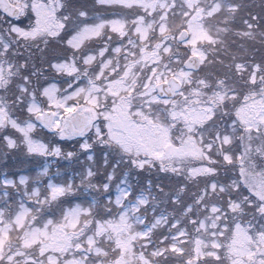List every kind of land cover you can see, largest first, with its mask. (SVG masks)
<instances>
[{
	"label": "snow or ice",
	"instance_id": "1",
	"mask_svg": "<svg viewBox=\"0 0 264 264\" xmlns=\"http://www.w3.org/2000/svg\"><path fill=\"white\" fill-rule=\"evenodd\" d=\"M0 264H264V0H0Z\"/></svg>",
	"mask_w": 264,
	"mask_h": 264
},
{
	"label": "trees",
	"instance_id": "2",
	"mask_svg": "<svg viewBox=\"0 0 264 264\" xmlns=\"http://www.w3.org/2000/svg\"><path fill=\"white\" fill-rule=\"evenodd\" d=\"M245 2L258 4L259 3V0H245Z\"/></svg>",
	"mask_w": 264,
	"mask_h": 264
}]
</instances>
